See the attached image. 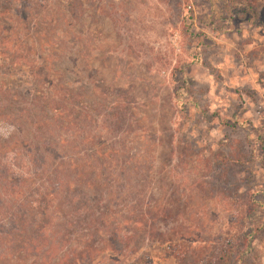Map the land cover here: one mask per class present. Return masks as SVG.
I'll return each instance as SVG.
<instances>
[{
    "label": "rangeland",
    "instance_id": "1",
    "mask_svg": "<svg viewBox=\"0 0 264 264\" xmlns=\"http://www.w3.org/2000/svg\"><path fill=\"white\" fill-rule=\"evenodd\" d=\"M0 68L133 106L142 212L119 202L133 219L109 230L130 243L115 256L82 237L65 264L84 245L90 264H232L249 222L264 224V0H0ZM244 264H264V227Z\"/></svg>",
    "mask_w": 264,
    "mask_h": 264
},
{
    "label": "trees",
    "instance_id": "2",
    "mask_svg": "<svg viewBox=\"0 0 264 264\" xmlns=\"http://www.w3.org/2000/svg\"><path fill=\"white\" fill-rule=\"evenodd\" d=\"M175 72L179 100L185 81ZM51 76L44 68H0V264H65V248L82 237L116 243L117 256L130 238L116 240L109 230L133 219L115 211L119 202L127 215L141 211L143 184L133 179L145 165L127 147L133 106L105 91L89 102L82 87ZM263 227L249 222L232 264H244ZM82 248L72 264L101 260Z\"/></svg>",
    "mask_w": 264,
    "mask_h": 264
}]
</instances>
